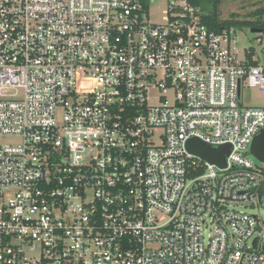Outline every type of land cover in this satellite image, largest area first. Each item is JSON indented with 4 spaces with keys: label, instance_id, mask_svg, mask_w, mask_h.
I'll use <instances>...</instances> for the list:
<instances>
[{
    "label": "built area",
    "instance_id": "built-area-1",
    "mask_svg": "<svg viewBox=\"0 0 264 264\" xmlns=\"http://www.w3.org/2000/svg\"><path fill=\"white\" fill-rule=\"evenodd\" d=\"M153 2L0 0V264H264V49Z\"/></svg>",
    "mask_w": 264,
    "mask_h": 264
},
{
    "label": "rangeland",
    "instance_id": "rangeland-1",
    "mask_svg": "<svg viewBox=\"0 0 264 264\" xmlns=\"http://www.w3.org/2000/svg\"><path fill=\"white\" fill-rule=\"evenodd\" d=\"M168 0H154L151 5V17L150 20L153 23H163L165 22V10L167 7ZM261 6H264V0H225L221 7V14L223 19H228L232 14H238L240 19H243L251 11H254ZM240 40H239V50L242 51L245 48L254 49L256 53H260L264 49V33H262L263 43L258 44L257 37L261 36L260 33H252V30L249 28H244L239 30ZM171 101L174 100L172 94H170ZM243 104L247 106H256L264 108V93H260L258 90H248L245 89L243 94ZM158 135L162 133L161 130L157 131ZM159 142V139H156ZM21 142L19 137H3L1 143L16 145ZM249 158L254 162L258 161L250 154ZM249 213L262 215L259 210L250 209Z\"/></svg>",
    "mask_w": 264,
    "mask_h": 264
},
{
    "label": "trees",
    "instance_id": "trees-1",
    "mask_svg": "<svg viewBox=\"0 0 264 264\" xmlns=\"http://www.w3.org/2000/svg\"><path fill=\"white\" fill-rule=\"evenodd\" d=\"M225 0H191V2L205 13L203 22L216 32L230 30L232 28L241 30L249 28L260 30L264 33V6L251 11L243 19L238 14H232L228 19H223L220 7Z\"/></svg>",
    "mask_w": 264,
    "mask_h": 264
},
{
    "label": "water",
    "instance_id": "water-1",
    "mask_svg": "<svg viewBox=\"0 0 264 264\" xmlns=\"http://www.w3.org/2000/svg\"><path fill=\"white\" fill-rule=\"evenodd\" d=\"M252 33H261L260 30H252ZM187 149L190 153L223 169L226 167L227 157L230 155V146L225 145L214 148L205 142L194 138L188 141ZM250 154L260 163L264 164V130L258 135L250 147Z\"/></svg>",
    "mask_w": 264,
    "mask_h": 264
}]
</instances>
